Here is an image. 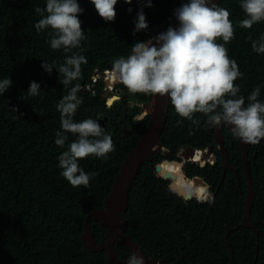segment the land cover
I'll return each instance as SVG.
<instances>
[{
  "label": "trees",
  "instance_id": "obj_1",
  "mask_svg": "<svg viewBox=\"0 0 264 264\" xmlns=\"http://www.w3.org/2000/svg\"><path fill=\"white\" fill-rule=\"evenodd\" d=\"M77 2L83 9L79 19L87 38L81 41L82 51L80 48L73 51L84 55L87 64L81 65V77L69 88L89 82L96 69L105 70L114 59L130 54L134 42L146 41L163 26L177 24L174 10L185 0H151L150 7L147 0H132L131 4L117 0L114 21L101 18L91 0ZM219 6L230 12L235 27L234 38L225 46L229 58L237 62L243 73L235 81L239 95L246 100L259 86L258 99L262 100L264 54L252 50L248 37L259 39L264 34V21L250 29L240 28L237 22L245 18L240 0H222ZM35 7H46V0H0V80L10 77L13 81L0 94V264H107L105 251L90 252L86 248L82 238L85 218L93 209L105 206L112 186L108 183L110 174L119 170L143 130L126 143H120L117 137L112 139L115 150L107 158L88 156L78 161L86 173H94L87 187H74L61 175L58 156L76 139L69 133L63 149L55 144L56 132L61 130L56 105L69 89L60 83V73L55 67L49 73L42 63L47 59L60 65L67 54L62 49L53 50L47 42L51 29L35 30L34 25L41 18L34 12ZM141 9L148 28L134 32ZM217 43L224 42L218 39ZM32 81L40 84L37 96L28 95ZM101 92L100 87L94 92H78L83 102L74 115L75 121L96 117L99 111H104L107 105ZM152 96L134 93L133 98L148 102ZM148 119L149 116L146 122ZM194 119L199 123L180 117L170 102L160 142L173 152L174 160L185 146L204 149L215 142L216 127L206 126L204 114L195 113ZM224 134L228 158L238 170L241 186H237L235 173L230 170L227 177L232 180L226 177L212 205L196 199L185 201L170 188L169 181L158 177L171 172L178 186L187 192L195 190L201 200L206 197L207 186L180 175L181 164L164 161L161 152L155 155L159 162L155 165L145 162L147 167H141L130 191L126 233L149 256L162 259L164 264H232L223 237L225 225L235 227L242 221L248 186L239 142L226 125ZM247 145L250 174L257 190L252 210V220L260 230L257 261L258 238L253 229L241 227L231 232L229 241L235 253L234 264H264V139ZM208 159L206 153L195 157L198 162ZM207 165L203 168L189 164L188 170L192 175L208 177L214 190L222 171L217 172L218 164ZM90 224L97 243L104 240L106 227L94 219ZM115 248L119 258L131 255L119 242Z\"/></svg>",
  "mask_w": 264,
  "mask_h": 264
},
{
  "label": "clouds",
  "instance_id": "obj_2",
  "mask_svg": "<svg viewBox=\"0 0 264 264\" xmlns=\"http://www.w3.org/2000/svg\"><path fill=\"white\" fill-rule=\"evenodd\" d=\"M125 2L131 4L132 0ZM91 3L105 21L115 20L117 0H91ZM147 6H151V0H147ZM240 7L245 14V18L237 22L240 28L250 29L264 21V0H240ZM34 12L41 17L34 25L35 30L51 29L47 42L53 50L62 49L67 54L65 62L60 65L47 59L42 63L49 73L55 67L60 73V83L69 89L56 105L61 130L56 132L55 144L63 149L69 133L76 139L68 143L67 150L58 156V167L72 186L87 187L94 173H86L78 161L88 156L107 158L115 146L111 135L105 133L98 121L92 118L79 122L74 120L83 98L78 95L79 84L69 86L81 77V65L87 64L84 55L73 51L78 48L82 51L81 41L87 38L79 19L83 9L77 0H46V7H35ZM174 15L177 27L169 26L155 37L134 42L130 54L112 61L116 79L132 93L167 96L175 112L192 123H199L194 114L201 113L206 117V126L228 125L233 137L241 142L260 143L264 139V101L258 99L261 93L259 86L246 100L239 95L240 88L235 81L243 73L237 62L229 58L225 46L235 34L230 12L213 0H185L174 10ZM147 28L141 9L134 32ZM218 39L224 43H217ZM248 39L254 52L264 54V34L259 39L251 36ZM12 83L10 77L0 80V94L5 93ZM81 85L88 86L87 90H81L92 92L89 82ZM27 92L29 96L39 95L40 84L32 81ZM208 149L209 146L194 148V155L189 159L197 155L196 150L207 154ZM211 159L201 162V165L210 163ZM127 264H145V259L133 252Z\"/></svg>",
  "mask_w": 264,
  "mask_h": 264
},
{
  "label": "water",
  "instance_id": "obj_3",
  "mask_svg": "<svg viewBox=\"0 0 264 264\" xmlns=\"http://www.w3.org/2000/svg\"><path fill=\"white\" fill-rule=\"evenodd\" d=\"M213 2L219 5L222 0H213ZM177 26L178 25L175 24L172 27ZM167 29L168 27L163 26L160 30H157L152 37L157 36L159 33L164 32ZM153 43H155V41H153ZM83 83H85V81ZM89 86L90 88H93L94 84L92 82H89ZM106 95L107 93L102 94V97L105 98ZM261 101H264V99H262ZM169 105V98L167 96L160 95H153L150 103L146 104L147 112H149L151 116L148 127L146 128L143 135L140 137L136 146L126 154V157L119 170L113 171L110 174V179L108 183H112V186L108 195L105 198V206L103 208L93 209L85 218V229L82 234V238L86 242V248L90 252L105 251L107 253V264H127L128 259L118 257V253L115 248L116 242H119L122 245L126 246L131 251V253L137 252L142 255L145 259V264H163V261L158 260L157 257H150L143 250L141 245L126 233V229L128 227V220L126 219L125 213L128 209L130 201V191L132 190L134 182L136 181L140 168L142 167V165H144L145 162H152L154 154L164 150V147L160 142V137L165 129L166 122L168 119ZM224 126L225 125L222 124L221 126L216 127L215 138L216 141L220 144L222 155L224 157V164L226 165L225 167H230L227 151L225 150L224 146ZM228 128L231 132L229 126ZM237 140L239 142V147L242 153L243 166L248 183V193L245 201L246 213L244 215L243 222L239 227L242 226L254 229L259 239L260 231L251 222V213L255 200V187L250 174V155L248 145L241 142L239 139ZM194 152L195 151L193 147L185 146L184 148H182V152H180V155L186 159H189L194 155ZM167 155L168 150H165V156L164 158H162L164 161L172 162L173 164L179 163L176 160H169ZM144 167L146 168L147 165H144ZM180 167V175L184 176L188 180H193L196 184L206 185V183L203 182V178H200L198 176L189 179L188 176L183 173L182 166ZM236 174L238 173L236 172ZM158 177H161L166 180H170V178L175 179V176L171 174V172H166L164 173V175L159 174ZM170 187L173 191L178 192L181 196H185L187 199H192L195 193L194 190L187 192L184 188L178 186L174 180L171 182ZM91 219L99 221L107 229L105 239L99 243H97L96 238L92 232L90 224ZM230 231L231 229L228 227V232L224 236V239L227 247L230 249L231 252V261L232 263H234V250L229 242ZM258 254L259 241L255 249V262L258 259ZM255 262L253 264H255Z\"/></svg>",
  "mask_w": 264,
  "mask_h": 264
},
{
  "label": "flooded vegetation",
  "instance_id": "obj_4",
  "mask_svg": "<svg viewBox=\"0 0 264 264\" xmlns=\"http://www.w3.org/2000/svg\"><path fill=\"white\" fill-rule=\"evenodd\" d=\"M109 66H112V64H109ZM109 66L105 70L96 69L94 71V73L92 74V77L89 81V82H92L94 84L93 88H90L92 92H94L95 89H98V87H100L102 90L101 96H102V94L107 93V95L105 97L107 107L104 109V111H102V112L99 111L98 115H96V117L93 116L92 119L98 121V123L101 125V127L104 128L105 133L111 135L112 139H114L116 137L118 139H120L121 140L120 143H122V142L126 143L128 139L134 138L138 134V131L143 130V132L140 133V136H139V139H140V137L143 135V133L145 132V130L148 127L149 122H150L151 116H150V113L147 112L146 104H149L151 100L148 102H138L136 99H134L133 98L134 93L130 92L126 86H124L120 81H118L116 79L114 73L112 72V67H109ZM109 81L112 82V84ZM100 82H103L104 84H101ZM86 83H88V82H86ZM81 89H82V85L80 86V90ZM109 101H111V103H109ZM148 116H149V119L146 122V118ZM139 139H138V141H139ZM138 141H137V143H138ZM226 141L227 140L225 137L224 146H225V150L227 151ZM165 150H168V155H167L168 159L174 160L172 158L173 152L170 149L164 148V150L160 151L162 156H165ZM180 152H182V150L179 151L178 158L176 159V161H178L181 164L183 173L186 174L189 179H192L196 176L203 178V182L206 183V186H207V193H206L205 199L201 200L197 195H195V193H196L195 190H194L195 193H194V196L192 199H196L198 202H208L209 201L212 205L215 202L216 198L218 197L219 191L221 189V185L225 181L226 177L228 176V172L230 170H232L235 173V178L237 179V186L238 187L241 186V177L239 176L238 170L231 163H230V167H228V166L225 167L226 165L224 164V157L222 155L221 147H220V144L216 140H215V142L210 143L209 149H208L207 154H206L208 156V158H210V157L212 158L211 161H208V162H210L211 165L218 164L216 166L217 172L222 171V175L220 176V180L218 182V185L214 190H213L212 182L208 179V177L201 175V174L200 175H192L188 170L189 164H196V165L201 166L203 168H207L208 163L201 165V162H197V163L193 162V161H191V159H186L183 156H181ZM158 153H156V154H158ZM156 154L153 155L152 162H148V163L155 165L159 161V159L155 157ZM227 156H228V152H227ZM236 172L238 174H236ZM227 179L230 181L232 180L231 177H227ZM245 179H246V183H247L246 174H245ZM173 180L175 181V179H173V178H170V180H167V181H169V185L171 184V182ZM247 186H248V183H247ZM254 187H255V185H254ZM174 192H176V191H174ZM176 193L179 195L180 198L184 199L185 201L188 200L185 196H181L178 192H176ZM247 193H248V188H247V192L245 194L244 203L246 201ZM256 197H257V190L255 188V199H256ZM192 199H189V200H192ZM254 203H255V200H254ZM252 210H253V208H252ZM245 213H246V210H245ZM243 218H244V216H243ZM243 218H242V221L240 223H238L235 227L231 226V224L226 223V225H225L226 232H225L224 236L228 232V227L231 229L229 236H230L231 232L237 230V228L243 222ZM251 222L254 224V222L252 220V213H251ZM241 227H239V228H241ZM246 228H248V227H246ZM259 240H260V237H259L258 241ZM234 255H235V253H234ZM151 257H153V256H151ZM158 260H162V259L158 258ZM231 263H232V261H231ZM163 264H164V261H163ZM232 264H234V263H232Z\"/></svg>",
  "mask_w": 264,
  "mask_h": 264
},
{
  "label": "built area",
  "instance_id": "obj_5",
  "mask_svg": "<svg viewBox=\"0 0 264 264\" xmlns=\"http://www.w3.org/2000/svg\"><path fill=\"white\" fill-rule=\"evenodd\" d=\"M86 87H88V86H87V85H86V86L83 85V86H82V89L87 90ZM195 154L202 155V154H203V151H201V150H196V153H195ZM195 157H196V156H195ZM195 157H193V158H191V159L195 161Z\"/></svg>",
  "mask_w": 264,
  "mask_h": 264
},
{
  "label": "bare ground",
  "instance_id": "obj_6",
  "mask_svg": "<svg viewBox=\"0 0 264 264\" xmlns=\"http://www.w3.org/2000/svg\"><path fill=\"white\" fill-rule=\"evenodd\" d=\"M104 77H105V76H104ZM109 77H110V76H109ZM112 77H113V76H112ZM112 77H111V78H112ZM109 79H110V78H109ZM110 81H111V80H110ZM110 83L112 84V82H110ZM110 86H111V85H110ZM87 89H88V87H87ZM210 151H211V150H210ZM134 183H135V182H134Z\"/></svg>",
  "mask_w": 264,
  "mask_h": 264
},
{
  "label": "snow or ice",
  "instance_id": "obj_7",
  "mask_svg": "<svg viewBox=\"0 0 264 264\" xmlns=\"http://www.w3.org/2000/svg\"><path fill=\"white\" fill-rule=\"evenodd\" d=\"M109 103H111V101H109ZM201 191H203V189H201Z\"/></svg>",
  "mask_w": 264,
  "mask_h": 264
}]
</instances>
